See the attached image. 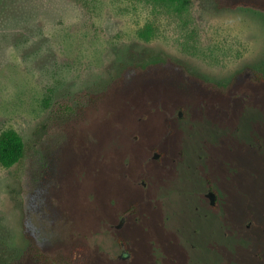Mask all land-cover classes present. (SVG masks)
<instances>
[{"label":"rangeland","instance_id":"rangeland-1","mask_svg":"<svg viewBox=\"0 0 264 264\" xmlns=\"http://www.w3.org/2000/svg\"><path fill=\"white\" fill-rule=\"evenodd\" d=\"M263 9L0 0V132L24 143L17 164L0 165V264H120L124 230L144 260L150 241L181 263L185 241H199L206 264H264ZM203 158L219 209L194 199L206 216L192 225L170 160ZM133 205L156 206L117 229Z\"/></svg>","mask_w":264,"mask_h":264},{"label":"flooded vegetation","instance_id":"flooded-vegetation-1","mask_svg":"<svg viewBox=\"0 0 264 264\" xmlns=\"http://www.w3.org/2000/svg\"><path fill=\"white\" fill-rule=\"evenodd\" d=\"M178 116H182V111H178ZM134 138H137L135 135ZM154 152L152 153V157L155 159H160L162 156V152L158 151L157 149L153 150ZM180 155H182V150L178 151ZM199 159V157H198ZM202 159V157H200ZM190 160V159H189ZM199 161V160H198ZM201 162H193L191 161L194 165L197 166H192V164L188 161H179L176 162L175 159H171V170H172V175H173V182L172 186L175 189L176 192H178L179 195H182L181 192H183V196L186 194V192H189L192 194L191 196L193 199L189 201L186 204V211H187V218H188V224L196 225L197 221H194L192 218H202L206 216V210L202 208V206H197L196 200H198L201 203V199L207 198L208 199V207L211 208L213 211H217L219 209V195L215 190L212 188V184L210 181V177L207 174V165H206V160H200ZM197 169V170H196ZM184 180H188L190 182L189 188L186 190V188H182V184ZM217 180V179H215ZM219 180V179H218ZM220 181V180H219ZM200 182V185L202 183L203 188L200 190L196 189V183ZM143 186H146V183L144 181L140 182ZM221 186L218 183V187ZM221 189V188H220ZM184 199V198H183ZM196 199V200H194ZM205 200V199H204ZM185 202V201H184ZM206 202V201H205ZM156 205H153L151 208L146 207V209H143L142 207L140 208L138 206H132L136 209L137 217L135 218L134 221H127L124 216H122L118 223L115 225L117 229H123L127 223H130L129 227H125L126 229H132L133 226H138V223L141 222L144 213L153 210ZM206 206V205H205ZM202 208V209H201ZM258 212L256 213L254 210L249 211L245 216H248V219L251 216L256 215L257 217ZM264 217V214H263ZM251 224V221L248 220L245 224V228H248ZM264 225V223H263ZM261 232H263L264 235V226H260ZM196 229H192L193 233H196ZM123 239L118 238L116 240L119 252L116 255L117 260L120 261V264H138L136 262V259H139V262L144 261L142 264H206L205 260V255L204 252L201 248V243L198 241L197 244H194L191 241H185L186 244V249H190L192 252H189V256L186 257L188 259H185L183 263L179 262L177 258L179 257L177 252L170 248L167 243H157L150 241V245L148 248V252L145 256L144 260V254L140 253L137 249V245L133 242V238L128 235V232L124 230ZM197 246H200L199 248ZM197 248V250H196ZM137 249V251H136Z\"/></svg>","mask_w":264,"mask_h":264},{"label":"trees","instance_id":"trees-1","mask_svg":"<svg viewBox=\"0 0 264 264\" xmlns=\"http://www.w3.org/2000/svg\"><path fill=\"white\" fill-rule=\"evenodd\" d=\"M164 6L174 7L178 12L185 10L189 0H151ZM256 8H259L255 6ZM264 10V9H263ZM139 37L147 41L151 35V29L145 27L138 32ZM24 143L21 136L13 129H4L0 132V165L10 168L17 164L23 157Z\"/></svg>","mask_w":264,"mask_h":264},{"label":"clouds","instance_id":"clouds-1","mask_svg":"<svg viewBox=\"0 0 264 264\" xmlns=\"http://www.w3.org/2000/svg\"><path fill=\"white\" fill-rule=\"evenodd\" d=\"M38 243L43 244L44 242L43 241H38Z\"/></svg>","mask_w":264,"mask_h":264}]
</instances>
